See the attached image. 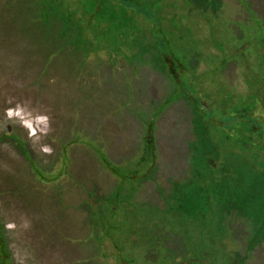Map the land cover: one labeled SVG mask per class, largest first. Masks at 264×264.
Returning a JSON list of instances; mask_svg holds the SVG:
<instances>
[{
	"label": "trees",
	"instance_id": "trees-1",
	"mask_svg": "<svg viewBox=\"0 0 264 264\" xmlns=\"http://www.w3.org/2000/svg\"><path fill=\"white\" fill-rule=\"evenodd\" d=\"M154 3L161 4L156 12L162 36L153 34ZM228 3L248 18L242 22L249 25L243 38L235 34L236 23L229 29L228 17L234 14L222 8ZM168 14L174 17L172 28L177 15V23L187 24L194 38L204 35L198 52L190 53L186 44L163 31L169 28L162 19ZM258 15L250 0H0V49L18 56L20 71L27 66L37 71L34 82L58 59L70 57L59 63L69 79L77 73L87 82L109 81L126 91L119 111L133 105L140 68L154 69L171 86L161 103L142 112L133 109L141 147L125 164H113L102 141L79 138L78 133L71 137L96 152L116 180L118 194L101 205L93 203L94 213L105 218L101 241L106 264H264V18ZM195 24H202L197 34ZM231 63L242 88L222 84V71ZM92 65L98 74L90 77ZM205 66L219 72V80L217 85L193 84L194 97L184 77L198 76ZM178 100L187 104L190 115L188 127L180 129L191 135L174 144L179 153L172 181L164 185L152 171L156 122ZM210 216L217 219L219 231L201 227ZM121 222L127 224L124 237L117 228ZM144 227L151 229L152 246ZM200 230L203 245L193 246V234ZM0 246L4 248L1 230ZM143 246L148 247L142 251ZM198 250L202 259L194 254Z\"/></svg>",
	"mask_w": 264,
	"mask_h": 264
},
{
	"label": "rangeland",
	"instance_id": "rangeland-1",
	"mask_svg": "<svg viewBox=\"0 0 264 264\" xmlns=\"http://www.w3.org/2000/svg\"><path fill=\"white\" fill-rule=\"evenodd\" d=\"M250 1L260 14L258 17L264 18V0ZM153 6V34L162 36L161 18L156 12L161 4ZM222 8L223 12L229 10L234 14L233 19L229 14L223 19L228 17L230 30L236 23L235 34L243 38V28L248 29L249 25L242 22L248 18H244L238 7L226 4ZM162 19L169 23V28L163 31L186 44L185 49L190 53L198 52L201 46L198 40L203 41L204 35L194 38L187 24L177 23V15L173 28L172 14ZM200 25H193L196 34L202 29ZM208 29L212 31V27ZM250 31L254 33L252 26ZM69 59L61 57L34 82L37 71H31L28 66L20 71L16 63L18 56L10 57L5 49H0V230L4 241V248L0 246V261L8 259L7 264H106L101 241L106 230L105 218L94 213L93 203L101 205V201L117 195L113 187L116 180L104 169L96 152L71 137L78 133L79 138L102 141L113 164H125L141 147L139 127L135 129L133 124L136 121L133 109L139 112L149 109L153 103L164 101L171 90L169 82L157 71L140 68L134 79L133 86L138 88V93L133 105L119 111L118 105L126 100V91L119 85L108 84L109 81L87 82L77 73L74 75L77 79H69L67 70L59 65ZM233 66L231 63L222 71V84L228 87L237 83L242 88ZM212 69L205 66L200 77L196 73L194 77L193 73L188 78L185 75L184 83L189 85L194 97L197 93L193 92V84L207 81L209 85H217L220 74ZM91 70L90 77L98 74L96 66L92 65ZM99 74L103 77L105 72L100 70ZM230 114L228 110L227 117ZM189 121V107L182 100L171 103L157 119L156 163L152 171L164 185L172 181V163L179 153L174 144L191 135L180 129L184 125L188 127ZM180 169L181 165L175 171ZM148 185L151 190V182ZM113 201L122 206L119 199ZM141 215L143 218L144 212ZM216 220L210 216L200 225L216 232L219 231ZM126 226V222L117 224L123 237ZM143 229L150 236L151 229ZM200 233L201 230L193 234L196 236L193 246L203 245L202 238L198 237ZM216 238L222 241L218 235ZM152 243L151 237V246ZM147 247L143 246L142 251ZM194 254L199 258L204 255L199 250Z\"/></svg>",
	"mask_w": 264,
	"mask_h": 264
}]
</instances>
